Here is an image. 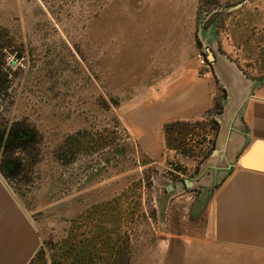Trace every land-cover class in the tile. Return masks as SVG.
<instances>
[{"label": "rangeland", "instance_id": "obj_1", "mask_svg": "<svg viewBox=\"0 0 264 264\" xmlns=\"http://www.w3.org/2000/svg\"><path fill=\"white\" fill-rule=\"evenodd\" d=\"M1 46L0 130L20 121L38 133L15 154L22 172H0L33 223L29 264H73L87 246L106 264H264L217 245L210 221L230 100L264 83V0H0ZM203 73L211 108L154 157L133 113Z\"/></svg>", "mask_w": 264, "mask_h": 264}, {"label": "crops", "instance_id": "obj_2", "mask_svg": "<svg viewBox=\"0 0 264 264\" xmlns=\"http://www.w3.org/2000/svg\"><path fill=\"white\" fill-rule=\"evenodd\" d=\"M235 96L227 114L230 125L211 158V172L220 177L210 201L212 236L219 246L264 255V83L251 82L236 104ZM212 101L210 73L182 77L140 106L131 125L146 149H156V157L163 148V125L197 120ZM256 144L262 146L250 154ZM9 195L0 178V264H29L37 249L33 223Z\"/></svg>", "mask_w": 264, "mask_h": 264}, {"label": "trees", "instance_id": "obj_3", "mask_svg": "<svg viewBox=\"0 0 264 264\" xmlns=\"http://www.w3.org/2000/svg\"><path fill=\"white\" fill-rule=\"evenodd\" d=\"M2 53L6 51L4 47H0ZM6 79L9 77V72L4 63L0 66V76ZM8 81V80H7ZM1 84H3L1 82ZM5 89L8 90L6 87ZM187 125L186 122L174 121L163 125L162 132L165 145L168 147L169 134L180 127ZM38 144V133L35 129L20 121H13L0 130V172L7 178L17 177L22 172V162L16 157L17 152H28ZM62 248L54 250V255L58 256ZM43 255V251L37 252L36 256ZM59 258V257H58ZM53 264H59L58 259H55ZM73 264H106L105 259L98 256L94 257L89 246L80 247L73 258Z\"/></svg>", "mask_w": 264, "mask_h": 264}, {"label": "built area", "instance_id": "obj_4", "mask_svg": "<svg viewBox=\"0 0 264 264\" xmlns=\"http://www.w3.org/2000/svg\"><path fill=\"white\" fill-rule=\"evenodd\" d=\"M197 61L200 65V67L202 68H209L208 63L205 61V59L203 58V56L201 54L197 55Z\"/></svg>", "mask_w": 264, "mask_h": 264}, {"label": "water", "instance_id": "obj_5", "mask_svg": "<svg viewBox=\"0 0 264 264\" xmlns=\"http://www.w3.org/2000/svg\"><path fill=\"white\" fill-rule=\"evenodd\" d=\"M211 58H213L212 56H211ZM262 145H260V144H256L254 147H253V149L251 150V152H250V154H252L253 152H255L259 147H261ZM216 153V152H215ZM244 164V163H243Z\"/></svg>", "mask_w": 264, "mask_h": 264}]
</instances>
